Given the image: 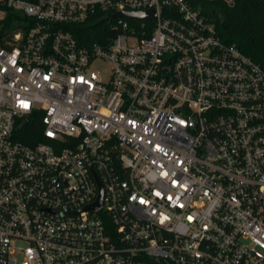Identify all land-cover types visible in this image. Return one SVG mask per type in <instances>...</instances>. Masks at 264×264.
<instances>
[{"label":"built area","instance_id":"2783aa9c","mask_svg":"<svg viewBox=\"0 0 264 264\" xmlns=\"http://www.w3.org/2000/svg\"><path fill=\"white\" fill-rule=\"evenodd\" d=\"M196 4L0 0V264H264V67Z\"/></svg>","mask_w":264,"mask_h":264},{"label":"trees","instance_id":"16d2710c","mask_svg":"<svg viewBox=\"0 0 264 264\" xmlns=\"http://www.w3.org/2000/svg\"><path fill=\"white\" fill-rule=\"evenodd\" d=\"M197 6L213 22L216 23L219 35L226 43L235 44L244 53L250 55L264 67V0H196ZM2 8H7L2 6ZM30 18L20 12L8 9L2 21L3 30L10 29L11 38L20 26L27 25ZM100 23V25H102ZM4 35V34H3ZM3 35L0 39L3 41ZM85 36V37H84ZM82 42L100 39L89 31L79 37ZM41 115H35L25 121L17 131V137L29 144L47 142L43 136Z\"/></svg>","mask_w":264,"mask_h":264},{"label":"water","instance_id":"95a60500","mask_svg":"<svg viewBox=\"0 0 264 264\" xmlns=\"http://www.w3.org/2000/svg\"><path fill=\"white\" fill-rule=\"evenodd\" d=\"M124 15L128 17H135V18H147L151 19L155 16L154 10H147V11H141V12H119L115 14V16ZM100 187H101V196L99 200L91 205V208H98L102 204V185L99 181Z\"/></svg>","mask_w":264,"mask_h":264},{"label":"rangeland","instance_id":"374dc122","mask_svg":"<svg viewBox=\"0 0 264 264\" xmlns=\"http://www.w3.org/2000/svg\"><path fill=\"white\" fill-rule=\"evenodd\" d=\"M94 67L96 69H104V68H109L110 64L106 61L99 60L94 64Z\"/></svg>","mask_w":264,"mask_h":264}]
</instances>
